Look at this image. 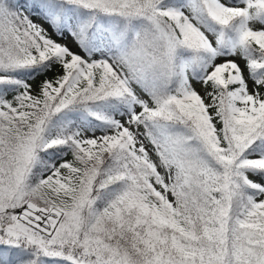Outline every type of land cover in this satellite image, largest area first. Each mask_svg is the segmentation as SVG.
<instances>
[{
  "label": "snow or ice",
  "instance_id": "1",
  "mask_svg": "<svg viewBox=\"0 0 264 264\" xmlns=\"http://www.w3.org/2000/svg\"><path fill=\"white\" fill-rule=\"evenodd\" d=\"M0 264H264V0H0Z\"/></svg>",
  "mask_w": 264,
  "mask_h": 264
}]
</instances>
